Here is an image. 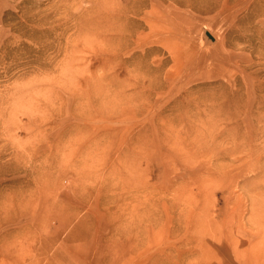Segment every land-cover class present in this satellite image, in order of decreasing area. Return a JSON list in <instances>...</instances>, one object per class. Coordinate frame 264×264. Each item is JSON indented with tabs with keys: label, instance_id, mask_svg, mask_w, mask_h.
Returning <instances> with one entry per match:
<instances>
[{
	"label": "rangeland",
	"instance_id": "1",
	"mask_svg": "<svg viewBox=\"0 0 264 264\" xmlns=\"http://www.w3.org/2000/svg\"><path fill=\"white\" fill-rule=\"evenodd\" d=\"M0 264H264V0H0Z\"/></svg>",
	"mask_w": 264,
	"mask_h": 264
},
{
	"label": "bare ground",
	"instance_id": "2",
	"mask_svg": "<svg viewBox=\"0 0 264 264\" xmlns=\"http://www.w3.org/2000/svg\"><path fill=\"white\" fill-rule=\"evenodd\" d=\"M110 186V185H109Z\"/></svg>",
	"mask_w": 264,
	"mask_h": 264
}]
</instances>
